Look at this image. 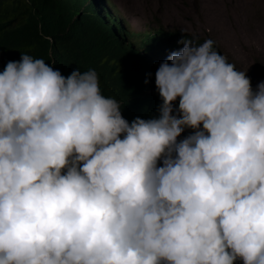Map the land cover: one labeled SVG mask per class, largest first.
<instances>
[{
  "label": "clouds",
  "instance_id": "clouds-1",
  "mask_svg": "<svg viewBox=\"0 0 264 264\" xmlns=\"http://www.w3.org/2000/svg\"><path fill=\"white\" fill-rule=\"evenodd\" d=\"M147 30L121 55L149 61L144 111L84 62L0 73V264H264V82Z\"/></svg>",
  "mask_w": 264,
  "mask_h": 264
},
{
  "label": "trees",
  "instance_id": "trees-1",
  "mask_svg": "<svg viewBox=\"0 0 264 264\" xmlns=\"http://www.w3.org/2000/svg\"><path fill=\"white\" fill-rule=\"evenodd\" d=\"M83 3L0 0V73L9 61H20L22 54L43 59L64 77L71 75V66L84 62L95 66L102 79L111 77L107 92L123 95L134 108L144 111L152 101V95L145 93L146 83L152 82L148 59L141 56L137 62H129L121 57L122 41L131 33L122 27L110 28L109 2H102V6L90 0L81 7ZM146 33L148 41L157 39L182 49L185 39H195L198 44L207 40L179 29H164L160 23ZM214 47L222 55L216 44ZM157 97L161 102L160 94ZM234 264H243V260L237 259Z\"/></svg>",
  "mask_w": 264,
  "mask_h": 264
},
{
  "label": "rangeland",
  "instance_id": "rangeland-1",
  "mask_svg": "<svg viewBox=\"0 0 264 264\" xmlns=\"http://www.w3.org/2000/svg\"><path fill=\"white\" fill-rule=\"evenodd\" d=\"M109 2L112 21H120L131 33L161 23L164 29H180L211 39L229 63L246 72L255 91L264 82V0Z\"/></svg>",
  "mask_w": 264,
  "mask_h": 264
}]
</instances>
